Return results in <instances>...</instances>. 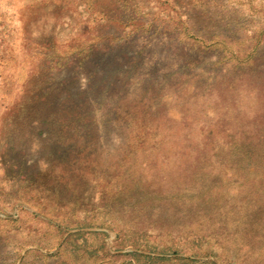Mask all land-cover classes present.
<instances>
[{
    "label": "rangeland",
    "instance_id": "obj_1",
    "mask_svg": "<svg viewBox=\"0 0 264 264\" xmlns=\"http://www.w3.org/2000/svg\"><path fill=\"white\" fill-rule=\"evenodd\" d=\"M149 36L192 68L164 115L71 167L37 149L34 91ZM0 264H264V0H0Z\"/></svg>",
    "mask_w": 264,
    "mask_h": 264
},
{
    "label": "trees",
    "instance_id": "obj_2",
    "mask_svg": "<svg viewBox=\"0 0 264 264\" xmlns=\"http://www.w3.org/2000/svg\"><path fill=\"white\" fill-rule=\"evenodd\" d=\"M183 56L177 40L155 42L150 36L94 43L75 64L63 66L57 83L36 89L25 106L33 136L44 139L36 148L71 167L84 162L74 156L95 153L134 124L163 116L166 103L190 80L184 81L192 68ZM200 83L195 78L190 90Z\"/></svg>",
    "mask_w": 264,
    "mask_h": 264
}]
</instances>
